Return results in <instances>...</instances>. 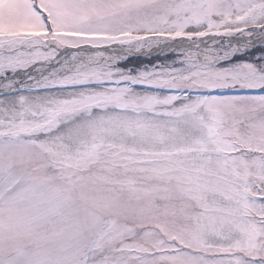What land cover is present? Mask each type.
<instances>
[{"label": "snow or ice", "instance_id": "1", "mask_svg": "<svg viewBox=\"0 0 264 264\" xmlns=\"http://www.w3.org/2000/svg\"><path fill=\"white\" fill-rule=\"evenodd\" d=\"M0 264H264V0H0Z\"/></svg>", "mask_w": 264, "mask_h": 264}]
</instances>
